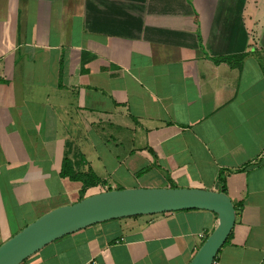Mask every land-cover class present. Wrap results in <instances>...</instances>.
<instances>
[{
    "label": "crops",
    "instance_id": "obj_1",
    "mask_svg": "<svg viewBox=\"0 0 264 264\" xmlns=\"http://www.w3.org/2000/svg\"><path fill=\"white\" fill-rule=\"evenodd\" d=\"M67 153L105 189L224 179L236 221L214 264H264V0H0V245L79 201ZM217 225L112 220L22 264H189Z\"/></svg>",
    "mask_w": 264,
    "mask_h": 264
},
{
    "label": "water",
    "instance_id": "obj_2",
    "mask_svg": "<svg viewBox=\"0 0 264 264\" xmlns=\"http://www.w3.org/2000/svg\"><path fill=\"white\" fill-rule=\"evenodd\" d=\"M182 210L217 214L216 229L189 263L214 264L235 225L233 202L221 192L170 187L105 191L53 209L0 245V264H22L47 245L96 224Z\"/></svg>",
    "mask_w": 264,
    "mask_h": 264
},
{
    "label": "trees",
    "instance_id": "obj_3",
    "mask_svg": "<svg viewBox=\"0 0 264 264\" xmlns=\"http://www.w3.org/2000/svg\"><path fill=\"white\" fill-rule=\"evenodd\" d=\"M245 57H246V55L243 54V55L236 56L234 58L228 57V58H222L220 60L226 61L229 64H232L233 66L238 67L240 65L241 61ZM220 60H218V61H220ZM74 166H75V164L70 160L68 153H67L63 159V164H62L60 175L62 176V178H67L70 181L80 182L82 184L79 201L83 200L86 197L87 191L91 188L102 187L103 192L112 190L110 187H108L104 191V188L106 186V183L104 181L99 179L93 172H87V173L77 172V171H75ZM146 170L147 169H143V170L139 171L137 175H142L144 172H146ZM219 184H220L219 192L227 195V187H226L225 180L219 179ZM171 188H176V187H174V185H171ZM116 190H121V188L116 189ZM241 207H242V205L239 206V208H241ZM230 235H229V238H230Z\"/></svg>",
    "mask_w": 264,
    "mask_h": 264
},
{
    "label": "rangeland",
    "instance_id": "obj_4",
    "mask_svg": "<svg viewBox=\"0 0 264 264\" xmlns=\"http://www.w3.org/2000/svg\"><path fill=\"white\" fill-rule=\"evenodd\" d=\"M105 190H106V189L104 188V191H105ZM101 192H103V191H101V190H100V192H99V193H101ZM96 194H98V192H97Z\"/></svg>",
    "mask_w": 264,
    "mask_h": 264
}]
</instances>
